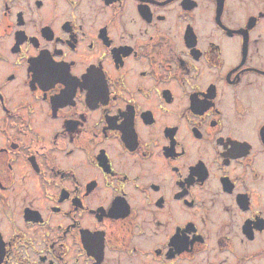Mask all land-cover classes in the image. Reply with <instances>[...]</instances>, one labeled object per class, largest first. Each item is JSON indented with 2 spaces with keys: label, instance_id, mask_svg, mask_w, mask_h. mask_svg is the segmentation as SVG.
Returning a JSON list of instances; mask_svg holds the SVG:
<instances>
[{
  "label": "flooded vegetation",
  "instance_id": "af4514ba",
  "mask_svg": "<svg viewBox=\"0 0 264 264\" xmlns=\"http://www.w3.org/2000/svg\"><path fill=\"white\" fill-rule=\"evenodd\" d=\"M0 264H264V0H0Z\"/></svg>",
  "mask_w": 264,
  "mask_h": 264
}]
</instances>
